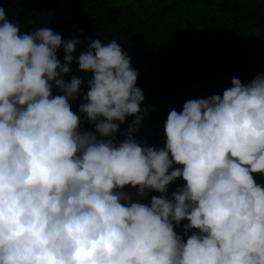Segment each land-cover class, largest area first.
Instances as JSON below:
<instances>
[{"label": "trees", "instance_id": "16d2710c", "mask_svg": "<svg viewBox=\"0 0 264 264\" xmlns=\"http://www.w3.org/2000/svg\"><path fill=\"white\" fill-rule=\"evenodd\" d=\"M0 264H264V0H0Z\"/></svg>", "mask_w": 264, "mask_h": 264}, {"label": "clouds", "instance_id": "9594fccd", "mask_svg": "<svg viewBox=\"0 0 264 264\" xmlns=\"http://www.w3.org/2000/svg\"><path fill=\"white\" fill-rule=\"evenodd\" d=\"M115 57L117 60H123L125 62L129 61V56L126 52H123L122 50L117 49L115 52ZM128 70L132 71L130 64L128 65ZM152 112L156 113V118L159 119L163 114L160 112L159 108H154L151 109ZM176 162H177V166L178 168H180L181 170H183V164L180 162L179 157L177 155L176 157ZM188 184L190 185V192L193 195V197L195 199H199L200 198V192L199 189L197 188L195 181H193L190 177L188 178ZM210 209H208V212L210 213Z\"/></svg>", "mask_w": 264, "mask_h": 264}]
</instances>
